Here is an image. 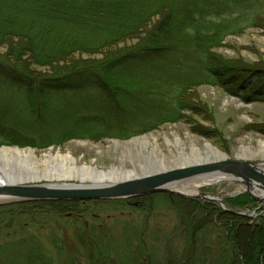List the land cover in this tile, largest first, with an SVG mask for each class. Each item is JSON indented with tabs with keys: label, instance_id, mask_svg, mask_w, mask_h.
<instances>
[{
	"label": "trees",
	"instance_id": "obj_1",
	"mask_svg": "<svg viewBox=\"0 0 264 264\" xmlns=\"http://www.w3.org/2000/svg\"><path fill=\"white\" fill-rule=\"evenodd\" d=\"M261 3L0 0V48L4 49L0 77L24 93L26 108L36 118L31 127L19 126L20 131L0 127V146L42 149L71 138L98 141L147 134L180 120L184 116L181 110L193 108L186 96L203 84L222 86L246 100L264 99V68L229 62L214 51L228 35L256 25L264 11ZM36 66L48 67L50 72L42 75L35 71ZM149 73L152 76H145ZM143 76L144 81L152 78L148 88L155 94L150 93L144 106L127 107L120 95ZM91 99L100 105H90ZM49 112L64 115L57 131L44 128L43 116ZM138 198L147 201L144 196ZM177 202L178 206L193 203L192 208L183 206L189 216L181 215L189 244L183 254L165 259L154 248L143 246L142 238L134 244V236L126 234L118 242L102 222L95 223L101 217L100 211L93 212L94 206L137 208L127 198L17 202L0 210V223L9 215L8 227L17 223L21 227L24 216H44L46 220L51 214L80 222L74 255L62 264H264V213L252 221L236 214L222 215L221 239L211 242L206 223L193 216L206 205L187 199ZM256 202L247 193L230 199L236 208L255 207ZM25 204L29 205L26 209ZM207 206V211H217ZM84 214L94 221L88 222ZM187 220L191 221L185 225ZM24 241L29 246L16 249L7 264H53L36 239Z\"/></svg>",
	"mask_w": 264,
	"mask_h": 264
},
{
	"label": "rangeland",
	"instance_id": "obj_2",
	"mask_svg": "<svg viewBox=\"0 0 264 264\" xmlns=\"http://www.w3.org/2000/svg\"><path fill=\"white\" fill-rule=\"evenodd\" d=\"M262 2L259 7L264 10V0ZM255 23L256 25L246 28L243 32L228 35L221 45L214 49L217 56L239 65L264 68V11ZM3 51L4 49L0 48V53ZM82 57H87V55H82ZM35 71L43 75L48 74L50 69L36 66ZM151 74H145V76H152ZM145 76L138 83L128 84L125 87L127 93L123 92L120 95V101L124 102L127 107L144 106L150 101L151 97L148 96L154 91L148 88L150 86L148 81L152 78L146 82L144 81ZM186 98L193 108L181 110L184 116L180 120L164 123L147 134H136L137 136L156 137L155 142L152 143L154 147L151 145L146 147L148 153L153 156L149 159H154V164L151 166H157V162L162 160H166L165 165H169V162L175 157L180 158L188 154L192 156L193 148L199 149L203 154L202 158L206 159V157L208 158L207 144H211L225 153L229 160L248 159L264 164V99L246 100L215 84L195 86ZM89 104L100 105L94 99H91ZM26 107L24 93L20 92L16 86L6 83L4 79L1 80L0 77V127L16 130H19L18 127L24 124L31 127L36 118L28 112ZM63 118V114L58 116L50 112L49 114L45 113L43 119L46 132L60 129ZM129 139L103 138L96 141L90 138H71L59 145L42 149L18 145H1L0 147L31 148L39 156L45 151L53 149V151L71 155L76 160L77 166L88 165L99 170H107L112 166L119 168L124 166L141 173L144 170L143 166L150 165L149 161L146 162L143 157L141 159V156L138 155L139 150L127 148V146L121 147L116 143V141ZM210 158L213 159L214 156L211 155ZM40 183L36 182V184ZM66 183L81 184L83 182L78 177H73ZM87 183L90 181L88 180ZM245 188L246 185L242 181L233 179L231 183L220 181L213 184H202L199 187V194L188 195L182 192L184 195L181 196L177 193L179 191L173 190L146 195L144 196L147 198L146 202L140 201L138 197L127 198L131 200L132 206L135 205L137 208L125 207L122 210L110 206L102 208L94 206L92 210L96 214L100 211L101 218L95 223L102 222L118 242L126 234L134 236L132 239L134 244H137L142 238V243L145 244L143 246L149 249L154 248L159 258L165 259L169 255L184 253V248L187 249L189 244L184 235L185 227L182 224V216H189L186 212L188 209L183 207L185 205L178 206V200L187 199L206 205L205 208L196 209L198 212L195 211L193 216H197V219H201L202 223H206L205 232L209 231L211 242H216L222 236L219 235L223 231L222 215L236 214L246 221H252L264 213L262 209L256 211V207L262 202L253 198L245 191ZM244 193L255 199L257 206L233 207L230 199ZM202 195L215 200L208 199V197L206 199ZM27 201L32 200L19 197L5 198L0 201V210L6 206H13L14 203ZM25 205V209L29 207V205ZM192 205L193 203L188 202L186 206L192 208ZM207 205L215 207L217 211H207ZM217 212L218 214H216ZM83 216L88 217V222L94 221L88 214ZM3 217L4 222L0 223V264L6 263L8 258L17 253L16 249H25L29 246L27 241L22 242L26 238L36 239L46 253L44 254L48 257L47 259L50 258L53 264H62L74 255L72 253L77 244L75 232H77L80 222L75 224L68 216L60 217L56 214H51L46 220L43 218L44 216L37 218L24 216V226L20 227L17 223L12 228L8 227L9 215ZM79 221H84V219ZM189 221L191 220H187L185 225ZM220 245H216V247L220 248Z\"/></svg>",
	"mask_w": 264,
	"mask_h": 264
},
{
	"label": "bare ground",
	"instance_id": "obj_3",
	"mask_svg": "<svg viewBox=\"0 0 264 264\" xmlns=\"http://www.w3.org/2000/svg\"><path fill=\"white\" fill-rule=\"evenodd\" d=\"M155 140V136L151 138L145 135L136 136L134 139L127 142L117 143L118 146L121 147L127 146V148L139 150L140 152L138 155L141 156V159L143 157L146 162L149 161L148 163H150V165L143 166L144 170L141 173H138L135 169L125 168L124 166L122 168L112 166L107 170H99L88 165L77 166L76 160L71 155L62 153L61 151H53V149L45 151L39 156L34 150H31V148L3 147L0 148V178L5 180L3 183L21 184L41 182V184L48 186H71L79 184L66 182H69L73 177H78L80 181L83 182L80 185H90L100 184L101 182L107 183L117 179L122 180L129 177H140L182 166L228 159L225 153L219 151L211 144H207L206 154H208V158L206 157V159L208 160L202 158L203 154L199 149L193 148V152H191L193 153L192 156L188 154L180 158L175 157V159L169 162V165H165L166 160H162L161 162H157L158 167L156 165L154 167V165L151 166L154 164V159H149L152 155L148 153L146 147L147 145L153 146L152 143H154ZM210 154L214 156L213 159L210 158ZM138 159L141 160L140 158ZM41 166L44 168L42 169ZM1 169L5 170L4 173H6V177ZM88 180L90 183H87ZM232 180L233 179L229 175L212 173L195 177L191 176V178L182 179L164 186L167 189L191 195L199 194V187L202 186V184L207 185L220 181H228V183H231ZM5 198L11 197L0 195V201Z\"/></svg>",
	"mask_w": 264,
	"mask_h": 264
},
{
	"label": "water",
	"instance_id": "obj_4",
	"mask_svg": "<svg viewBox=\"0 0 264 264\" xmlns=\"http://www.w3.org/2000/svg\"><path fill=\"white\" fill-rule=\"evenodd\" d=\"M134 138L135 137L126 141H116V143L127 142ZM1 171L6 177V173H4L5 170L1 169ZM212 173L229 175L234 180L242 181L246 185L245 191L256 200L262 202L261 205L256 207V211L259 209L264 211V164L248 159H226L223 161L199 163L140 177H129L122 180L117 179L107 183L101 182L100 184L90 185L48 186L41 183H3L5 180L0 178V195L19 197L20 199L33 201H87L136 198L161 191L171 192L173 190L167 189L164 185L191 178V176L195 177ZM177 193L181 196L184 195L183 193L181 194V192ZM202 196L206 199L208 197V199L215 200L209 196Z\"/></svg>",
	"mask_w": 264,
	"mask_h": 264
}]
</instances>
